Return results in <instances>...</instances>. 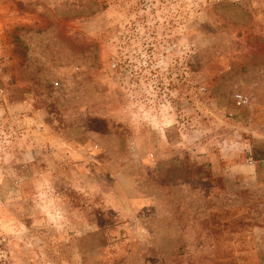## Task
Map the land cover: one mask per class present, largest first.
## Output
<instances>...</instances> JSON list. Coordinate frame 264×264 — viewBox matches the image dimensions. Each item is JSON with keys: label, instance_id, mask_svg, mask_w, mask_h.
<instances>
[{"label": "rangeland", "instance_id": "obj_1", "mask_svg": "<svg viewBox=\"0 0 264 264\" xmlns=\"http://www.w3.org/2000/svg\"><path fill=\"white\" fill-rule=\"evenodd\" d=\"M0 264H264V0H1Z\"/></svg>", "mask_w": 264, "mask_h": 264}, {"label": "built area", "instance_id": "obj_2", "mask_svg": "<svg viewBox=\"0 0 264 264\" xmlns=\"http://www.w3.org/2000/svg\"><path fill=\"white\" fill-rule=\"evenodd\" d=\"M0 3H1V0H0ZM235 102L238 106H241L245 102V100L241 95H237L235 96Z\"/></svg>", "mask_w": 264, "mask_h": 264}]
</instances>
